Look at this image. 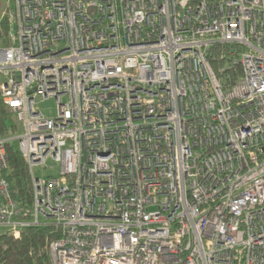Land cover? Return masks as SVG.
<instances>
[{
    "label": "built area",
    "instance_id": "2783aa9c",
    "mask_svg": "<svg viewBox=\"0 0 264 264\" xmlns=\"http://www.w3.org/2000/svg\"><path fill=\"white\" fill-rule=\"evenodd\" d=\"M3 17L21 130L0 171L16 139L33 208L1 175L0 228L55 223L53 264H264V0H14ZM215 43L242 47L228 90Z\"/></svg>",
    "mask_w": 264,
    "mask_h": 264
},
{
    "label": "trees",
    "instance_id": "16d2710c",
    "mask_svg": "<svg viewBox=\"0 0 264 264\" xmlns=\"http://www.w3.org/2000/svg\"><path fill=\"white\" fill-rule=\"evenodd\" d=\"M1 40L8 43V25L6 18L1 26ZM239 43H215L209 52L210 62L219 77L224 90L232 88L242 75L239 61ZM0 75V81H1ZM21 126L16 114L4 103L0 92V137L17 136ZM9 165L0 171L10 181L12 194L20 202L21 217L29 216L33 208V187L29 169L16 139L6 144ZM60 236L55 223L32 225L20 234L0 233V264H53L49 243Z\"/></svg>",
    "mask_w": 264,
    "mask_h": 264
},
{
    "label": "rangeland",
    "instance_id": "374dc122",
    "mask_svg": "<svg viewBox=\"0 0 264 264\" xmlns=\"http://www.w3.org/2000/svg\"><path fill=\"white\" fill-rule=\"evenodd\" d=\"M14 7V0H0V30L3 22V13L9 9H13ZM39 109L42 110L47 116L55 115L57 112V104L54 98H46L38 103ZM45 174L49 173L51 170L48 168L44 170ZM0 230L5 232V228L1 227Z\"/></svg>",
    "mask_w": 264,
    "mask_h": 264
},
{
    "label": "water",
    "instance_id": "95a60500",
    "mask_svg": "<svg viewBox=\"0 0 264 264\" xmlns=\"http://www.w3.org/2000/svg\"><path fill=\"white\" fill-rule=\"evenodd\" d=\"M34 90H35L34 88H33V89H31V90L29 91V93H32Z\"/></svg>",
    "mask_w": 264,
    "mask_h": 264
}]
</instances>
